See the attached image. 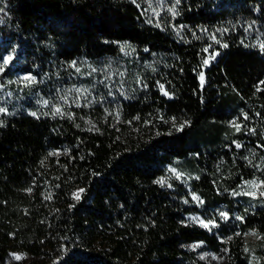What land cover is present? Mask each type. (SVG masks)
Wrapping results in <instances>:
<instances>
[{
    "label": "trees",
    "instance_id": "obj_1",
    "mask_svg": "<svg viewBox=\"0 0 264 264\" xmlns=\"http://www.w3.org/2000/svg\"><path fill=\"white\" fill-rule=\"evenodd\" d=\"M174 1L176 17L159 24L145 0H0V59L17 45L20 73L48 79L124 45L160 62L117 122L20 114L0 124V264L11 252L32 258L15 264H209L190 249L197 242L222 257L216 264H264V204L209 232L186 220L194 208L182 187L163 183L175 161L224 146L237 110L264 120V52L241 42L248 26L264 31V0ZM218 31L226 46L205 66L206 36ZM216 160L228 183L254 178L229 151ZM198 164L192 190L231 203L220 166Z\"/></svg>",
    "mask_w": 264,
    "mask_h": 264
},
{
    "label": "rangeland",
    "instance_id": "obj_2",
    "mask_svg": "<svg viewBox=\"0 0 264 264\" xmlns=\"http://www.w3.org/2000/svg\"><path fill=\"white\" fill-rule=\"evenodd\" d=\"M214 1L220 3L226 0ZM145 2L150 16L159 24H166L176 17L174 0H145ZM174 30L177 34H181L180 29ZM224 34L225 31H218L206 36L205 40L209 44L206 47L205 66H209L214 61L213 56L218 54L220 48L226 46ZM241 42L245 47L264 52V31L256 24L248 26L246 36ZM5 48H8L7 53L0 59V109H2L0 124L6 118L20 114L55 117L78 114L84 121L95 119L94 116L101 114L104 118H112L117 122L121 101L132 99L140 92L147 91L149 82L152 79L155 80L154 71L160 65V62L157 63L155 60H144L129 45H124L117 58H109L98 63L79 60L72 64L70 70L67 67L65 74L39 79L35 75L20 73L17 70L21 63L17 45H9ZM48 87L53 89L49 90ZM249 111L250 109L237 110L227 127L226 144L211 151L210 156L208 154H206L207 157L206 155L205 157L189 156L187 159L177 160L167 166L163 183L170 188H173V184H178L182 187V193H187L191 198V201H188L184 197L187 205L194 208L192 213L185 216L190 224L209 232H216L219 221L235 226L241 221L243 213L250 210L254 204H264V179L262 178L264 120L257 122L252 119L254 115ZM239 137L247 139H235ZM231 143L235 149L232 148ZM222 150L241 158L250 171H254V178L244 179L241 183H235V181L228 183L229 176L223 171L224 165L216 160ZM208 160L215 163L217 167L220 166L216 181L220 186L225 187L224 192L231 203L214 205L211 200L192 190V181L200 178L201 173L204 172L198 162L208 163ZM77 196H80V192L76 193L75 198ZM222 213L226 216H222ZM200 221L208 223L209 227H203ZM244 237L247 242L255 244L261 240V237L254 232L247 233ZM190 249L200 260L209 264L222 261L221 256L209 250L202 242L193 244ZM31 261L32 258L25 253L11 252L6 264ZM255 261L256 259L253 258V264Z\"/></svg>",
    "mask_w": 264,
    "mask_h": 264
},
{
    "label": "snow or ice",
    "instance_id": "obj_3",
    "mask_svg": "<svg viewBox=\"0 0 264 264\" xmlns=\"http://www.w3.org/2000/svg\"><path fill=\"white\" fill-rule=\"evenodd\" d=\"M177 2H179V0H177ZM9 59H11L10 57H9ZM7 62V61H6ZM205 63H207V61H205ZM201 79H203V77H201ZM261 83H264V82H261ZM0 111H2V109H0ZM33 115H35V113H33ZM238 147H239V145H237ZM77 199H79V197L77 196ZM222 216H226V214H224V213H222L221 214ZM200 223H201V225L203 226V227H209V224L208 223H205L204 221H200ZM18 258V257H17Z\"/></svg>",
    "mask_w": 264,
    "mask_h": 264
}]
</instances>
